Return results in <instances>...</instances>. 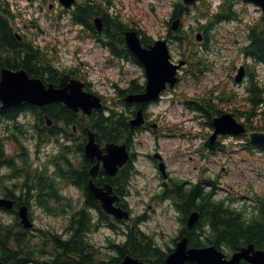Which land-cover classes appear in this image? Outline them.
<instances>
[{"label": "clouds", "instance_id": "9594fccd", "mask_svg": "<svg viewBox=\"0 0 264 264\" xmlns=\"http://www.w3.org/2000/svg\"><path fill=\"white\" fill-rule=\"evenodd\" d=\"M225 2L139 0L136 4H127L118 0H33L25 11L26 19L20 23L34 20L38 29L44 31V36L40 37L37 29H31L37 33V43L42 38L51 40L57 49L54 58L49 49L45 50L48 65L57 71L43 78L60 76L50 91L61 97H77L79 102L74 106L80 108L82 115L89 116L87 120L81 118L78 124L72 122L77 130L71 135L57 133L42 139L37 131L36 115L21 110L15 116L5 117V100L0 96V236L9 230L13 234L20 230V211L26 206L28 219L35 227L29 232L30 238L19 246V255L23 258L31 253L28 264H51L56 259L50 247L47 252L43 251V242L50 236L63 242L73 239L74 228L69 227L72 208L83 209L88 215L92 231L81 240L84 251L91 256L90 264H120L121 249L126 250V255L137 256L139 264H158L169 245L185 230V217L189 214L187 197L195 187L202 191L192 198L191 212L201 209L210 212L218 202L227 206L241 193V183L245 185L244 195L251 197L247 202L250 205L248 213L256 215L259 212L258 202L264 201V181L256 184L254 180L242 179V173L244 170L264 173V149L233 158V152H247L244 148L247 140L237 138L233 143V138L228 137L225 144L216 149L223 151L224 158L209 159L211 150L204 147L207 137L202 134V129L207 127L205 116L198 108L185 104L188 98L204 104L209 102V96L217 102L231 99L239 103L251 96L253 86L259 90V96L264 97V60L259 58L250 36L256 27L257 34L264 39V33L260 32V27L264 26V0H229L235 18L209 30L212 39L207 47L203 40L193 41L195 32L207 26L213 19L212 14L221 11ZM9 3L15 6L14 0H0V8ZM51 3H55V7L49 10ZM68 3L72 7H61ZM177 6L187 10L180 32L171 33L169 22ZM81 8L92 10L87 23L75 18ZM104 16L115 24L127 21L129 16L141 20L147 35L139 33L140 43L146 49H158L159 60L169 69L155 85L136 56L128 51L126 42L119 38L128 25H121V32L109 29L113 35L104 30L90 31L89 25L102 28L97 18ZM178 35L183 38L177 40ZM53 37H58L59 42ZM158 39H163L164 43L153 45ZM165 45L176 57L186 61L178 77L180 83L175 88L165 86V81L169 85L172 82ZM245 46L247 51L242 50ZM23 58L22 53L21 62ZM171 63L175 64L176 59ZM241 67L248 69V74L242 78L238 76ZM81 85L84 92L96 95H84ZM161 89L164 90L161 92ZM141 93L143 95H139ZM127 99L142 103L129 104ZM141 112L143 119L139 115ZM93 122L99 126H94ZM60 127L67 125L61 122ZM85 130L96 134L99 148L94 147L93 151L97 155L99 151L109 154L113 151L105 145L124 146L114 149L121 155L111 162L110 171L115 175L107 181L111 185L110 195L118 197L116 208L124 210L119 213L125 217L123 220L104 218L102 206L86 203L87 184L77 183L76 176L62 174L86 171L84 145L88 143V136ZM193 130L201 134L192 136ZM180 133H184L182 139ZM172 135L177 139L171 142L164 139ZM157 151L168 164L167 177L162 175L164 169L157 163L158 158L151 155ZM189 156L195 157L192 163L180 167L177 161ZM220 168L227 169L229 177L222 183L220 177L225 173H221ZM29 174L43 175L56 186L62 198L56 206L62 210L66 205V214L46 209L40 202V190L29 184ZM186 179L191 183L185 185ZM95 183L99 184L100 180ZM216 183H220L224 191L217 190L218 194L212 199L208 193L213 192ZM231 207L239 208L240 204H231ZM193 234L198 240L214 238L211 218H202ZM130 238L141 246L147 244L151 251L139 256L131 248ZM219 247L223 259H230V243L223 241ZM11 250L18 251V247L14 244ZM3 255L0 249V264H3ZM73 259L78 260L79 256Z\"/></svg>", "mask_w": 264, "mask_h": 264}, {"label": "trees", "instance_id": "16d2710c", "mask_svg": "<svg viewBox=\"0 0 264 264\" xmlns=\"http://www.w3.org/2000/svg\"><path fill=\"white\" fill-rule=\"evenodd\" d=\"M185 9L177 6L176 14L173 18H178ZM92 11L90 8H81L79 9V15L76 17L79 19H85L86 14ZM213 19L207 26H204L203 29L207 33L209 29L216 23L224 19L234 18L235 14L232 11V5L229 0H226L225 5L223 6L221 11L212 14ZM14 18V14L7 4L5 7L0 8V68L7 67L12 70L23 69L27 72L30 77H38L45 80L43 77L47 73H44V70L36 65H32V61L36 58L35 50L30 48H23L18 45L15 34L13 33V28L11 25V20ZM264 19V18H262ZM103 22V30L108 31L109 29H115L117 32H121V25L115 24L113 21L109 20L106 16L102 17ZM180 29H178L175 33H179ZM260 32L264 33V26L260 27ZM109 35H113L111 31H108ZM253 44L255 46V50L260 54L259 58L264 60V39L260 38L257 34L256 27H253L252 32L250 33ZM179 39L183 37L181 35L177 36ZM119 38L124 41L123 31L121 32ZM247 51V47L244 49ZM24 54L23 61H20L21 54ZM195 67V65L193 66ZM199 71V69H196ZM50 74V73H49ZM51 81V79H50ZM259 90L253 86L251 88V96L248 97L252 106H261L264 103V97L259 96ZM195 100L194 108H198L202 111L207 117V123L211 126L212 117L216 114L220 113V109L218 104L213 101L212 97H208L207 103L200 104ZM220 102H225L224 99H220ZM50 118L57 120L60 118L71 119L73 118L72 112L69 108L62 105H56V108L49 110ZM261 116L263 117L260 121V127L264 129V111ZM94 126L98 127L95 122H93ZM257 128V127H252ZM103 131V129H101ZM96 137V134H95ZM97 140V137H96ZM252 148H256V145L250 146ZM258 148V147H257ZM264 149V148H261ZM73 176L77 177V181H81V185L86 184V171L81 172H72ZM179 191V190H177ZM202 189L199 187H195L193 191H191L187 197V206L186 211L188 213L191 212V205L193 203V197L198 196L201 193ZM209 197L214 199L211 196V193H208ZM89 197V196H88ZM88 204H91L90 198H88ZM96 204V203H95ZM94 206V205H93ZM96 207H100L99 204H96ZM261 209H259L258 215L254 218L245 219V221L241 218V215L234 210H228L221 205V203H217L214 209L210 212H204L201 209L198 212V218L194 222L192 227H188L186 225L187 217H185V230L181 232V234L186 235L188 239L189 246H202V245H215L219 248V245L223 241H227L230 243L232 250H237L239 247L243 245H247L248 243H254L257 247L264 248V203L261 204ZM104 218L108 215L103 211ZM78 217H74L73 219V228H74V236L73 239L69 242L60 241L59 238H56V246L54 249L55 260L54 264H90L91 256L90 254L84 251V244L82 243L81 237L84 236L85 232H88L91 228L88 223V216L85 215L84 212L79 213ZM211 218L212 227L215 230V237L209 238L207 240H198L197 237L193 234L195 229L198 228L202 222V218ZM9 238L10 233L5 232L3 236H0V249H3V264H22L24 259L19 255L18 251H12L11 247H9ZM15 241L18 243V247L22 245L21 239L19 235H15ZM130 246L139 256H146L151 249L147 244L141 246L134 239L130 238ZM126 250L121 249V260L126 255ZM27 253L25 256L29 255ZM74 256H79L78 260L73 259ZM135 259H138L137 256H131ZM166 257V253H164L160 259L158 264H164V259ZM186 264H192L186 262Z\"/></svg>", "mask_w": 264, "mask_h": 264}, {"label": "water", "instance_id": "95a60500", "mask_svg": "<svg viewBox=\"0 0 264 264\" xmlns=\"http://www.w3.org/2000/svg\"><path fill=\"white\" fill-rule=\"evenodd\" d=\"M251 2V0H249ZM69 4V3H68ZM66 4V5H68ZM127 42L131 50L136 54L140 63L145 68L146 74L148 73L150 76V80L153 81V85L159 80L160 77H163L169 69L159 60L158 52L159 50L156 48L146 49L140 46L138 39L135 34L130 32L127 34ZM164 41H157L153 45L163 44ZM165 51L167 52V56L169 58V54L167 51V46L165 45ZM169 68L171 69V75L173 78L174 75V66L168 62ZM240 77V76H239ZM52 88H45L39 79L30 78L28 74L23 70H11L8 68H2L0 72V96H2L5 100L4 106L15 105L21 101H31L39 104H43L45 102H49L52 100L62 101L70 106L72 109H77L74 105L79 102V99L75 96L70 97H61L57 96L54 92L50 91ZM84 95H90L86 92H83ZM215 131L214 135L217 132L227 131L231 132L234 129V124L231 118L228 115H222L219 118L215 119ZM250 137L253 141L259 143L260 145H264V133L262 132H253L250 133ZM98 148L97 145L93 143V138L90 136V140L86 145V153L92 158L94 155L98 156L96 151H93V148ZM107 148L113 149L111 153L107 154L103 158L104 166L106 171L109 174H114V172L110 171L111 162L120 158V152L115 151L114 149L123 148V146L117 145H108ZM92 173V171H91ZM90 188L93 191L94 197L100 199L102 207L107 211L112 213L115 217L121 218L124 217L119 215L123 210L115 208L112 206L113 198L109 196L108 192H104L95 188V186L91 183ZM195 220V215L190 217V224ZM186 242L183 240L177 246V249L174 253H172L165 260V264H182L185 259L189 261H194L196 264H234L238 261V258L244 256L250 260L252 258H256L258 261L264 264V254L262 252H255L252 257H248V252L251 251V247L244 250L241 254H234L231 260H224L223 255L217 251L214 247H208L203 249H193L189 250L185 253ZM120 264H139V261L135 258H132L126 255Z\"/></svg>", "mask_w": 264, "mask_h": 264}, {"label": "flooded vegetation", "instance_id": "af4514ba", "mask_svg": "<svg viewBox=\"0 0 264 264\" xmlns=\"http://www.w3.org/2000/svg\"><path fill=\"white\" fill-rule=\"evenodd\" d=\"M82 21L87 23L85 20H82ZM89 28H90V31L94 32L90 25H89ZM43 62H45V60L41 59V57L37 55L35 60L32 61V65L33 66L36 65L39 67L40 65L43 64ZM48 75H51V74L47 73V75L45 74L44 77ZM44 79L47 80V81H44L46 84L52 83L54 85L57 81L61 79V77L58 75H53V78L51 79V81L50 79H47V78H44ZM56 105H62V107L65 106L64 104L60 102H51V103L44 104L41 106L32 105L29 103H21L16 106L9 107L3 113L6 114L5 117H10V116H15L21 110L31 111L32 113L36 115V118H37L36 127L41 137L43 136L47 137L49 135L57 134V133L71 135L72 132L67 131L70 125L73 129V132L77 130L75 127L72 126V122L76 121L78 124L81 118L86 120V117L82 115L80 111L74 112L73 110L69 108V110L73 114V118L68 119V120L64 118L54 120L50 118L48 111L56 108ZM65 107L68 108L67 106ZM61 122H64L67 125V127H63V128L60 127ZM85 134H86V130H85ZM86 160H87V168H86V184H87L88 179H89V169L93 164L96 163V160L93 159L91 161L88 158H86ZM102 177H106V179ZM97 179L100 180V183L97 184L98 186H103L109 180L108 175H106L101 168L99 169L94 181H96ZM28 181H29V184L34 185L40 190L39 191L40 202L45 204L46 209L50 212L56 211V204L60 203L62 199L57 194L56 186L50 180H48L45 176L40 175V174H37L35 176H32L29 174ZM76 182L81 184V181H76ZM20 231L24 235V239L29 236V232L24 230L21 223H20Z\"/></svg>", "mask_w": 264, "mask_h": 264}, {"label": "rangeland", "instance_id": "374dc122", "mask_svg": "<svg viewBox=\"0 0 264 264\" xmlns=\"http://www.w3.org/2000/svg\"><path fill=\"white\" fill-rule=\"evenodd\" d=\"M14 2H15V7L19 8V9L22 11V13H23V15H22L21 17L17 18V20H16L17 25H19V27L22 28L21 30H22V31H23L28 37H34L35 35H37V33L39 34L40 37L44 36V31H43V29H38V27L32 26V25L30 24V20H27V23H20V21L26 19L25 11H26L29 7H31L33 1H29V0H14ZM118 2H119V3H127V4H136V3L139 2V0H118ZM130 17H131V18H134V20H136V21L138 22V24L141 25V20H140V19H137L136 16H129V17H128V20H129ZM224 22H227V21H223L222 23H224ZM183 23H184V22H183ZM25 24H27L28 26H25ZM220 24H221V23H220ZM29 25H31V26H29ZM141 26H142V25H141ZM142 27H143V26H142ZM33 28L37 29V33H34V32L31 30V29H33ZM143 28L145 29V27H143ZM53 38H54V39H58V37H53ZM211 39H212V37L209 39V41H210ZM35 40H36V42H37V36H36ZM209 41H208V42H209ZM44 42H45V41H44L43 39H40V41H39V43H42V44H44ZM173 55H174V53H173ZM242 102H243V99H242L239 103H242ZM202 130H204V128H203ZM193 133H198V132H196L195 130H193V131L191 132V135H192V136H194ZM200 134H201V133H200ZM200 134H199V135H200ZM183 136H184V133H180V134H179V138H180V139H182ZM226 138H228V137H226ZM226 138L223 139V142H224V143H225ZM232 138H233V143H236V142H237V138H243V137H234V136H232ZM164 139H165L166 141L171 142V141L177 139V136H176V137H175V136H172V137H170V138L165 137ZM244 148L247 149L245 146H244ZM255 150H256V149H255ZM253 151H254V150H253ZM253 151H250V150L247 149V152H242V153H239V154L236 153V152H233V153H232V156H233V158H235L237 155H240V156H246V155H248V153H251V152H253ZM224 155H225V154L223 153V151L220 150V151H217V152L211 154L210 157H209V159H211V160H213V161H215L217 158L223 159V158H224ZM194 159H195L194 156H189L187 159H185V160H183V161H177V163H178V165H179L180 167H185V166H187V165H190ZM219 171H220L221 173H225L224 176H221V177H220V182L222 183L225 179L229 178V177L227 176V172H228V170L225 169V168H220ZM242 179H251V180H254V182H255L256 184H261V182L264 181V173H259V172H257V173H253V172H251V171H249V170H244L243 173H242ZM218 189H219V191H224V189L220 188V183H218ZM241 189H242L241 193H240L238 196L233 197L232 200L229 201V204H228V205H231L232 202L235 203V204L238 203V204L241 205L242 203H244V202H248V201L251 199V197L244 195L245 185H244L243 183H241ZM217 194H218V192L216 191L215 196H216ZM172 245H173V244H172ZM173 246H174V245H173Z\"/></svg>", "mask_w": 264, "mask_h": 264}]
</instances>
